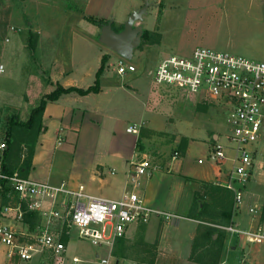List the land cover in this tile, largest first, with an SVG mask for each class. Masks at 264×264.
<instances>
[{"label":"rangeland","instance_id":"374dc122","mask_svg":"<svg viewBox=\"0 0 264 264\" xmlns=\"http://www.w3.org/2000/svg\"><path fill=\"white\" fill-rule=\"evenodd\" d=\"M32 1L0 0V65L3 64L4 68L0 70V138L8 142L7 127L10 117L17 115L21 121H27L30 115L28 110L31 111V107L39 103L36 101L45 86L41 80L44 76L42 78L40 73V60L42 63L46 61L49 65L52 62L68 65L71 60L79 81L93 85L98 78L97 72L102 56L106 54L109 58L99 77L100 85L106 78L107 81L123 86L130 94L140 99L147 110L139 112L138 102L131 97L125 99L127 102L122 103V108L126 111L131 108L133 111L138 109V113L133 115L132 111L133 116H129L128 112L123 113L116 132H106L104 138L100 132L92 130L81 131L79 137L71 132L67 136L62 131L57 132V139L62 141L67 151H73L74 146L77 149L74 150V155L67 153L66 162L60 173L68 175L72 181H77L76 178L80 174L79 179L83 183L85 174L94 162L92 155L98 152L97 142L104 141L106 145L111 146L114 142L116 144L128 138L129 134L125 131L126 123L133 121L131 119L134 117L139 118L142 114L147 120L141 123L137 141L138 151L146 152L152 162L160 168H166L172 153L179 149L180 143H176L175 140L179 139L180 142L184 139L189 140L184 135L196 137L187 153L186 164L195 171L194 175L199 179L215 178L219 166L210 163L205 139L207 138L212 145L213 135L218 132L219 140L228 143L226 135L229 133L230 125L226 120L225 107L215 102L203 101L202 97L189 94L178 86L158 85L148 72L163 57L170 54L188 56L199 46L264 60V6L261 0H150L153 4L135 24L142 25L144 29L148 28L152 34L149 38L142 37L140 44L134 49V56L130 61L135 64L137 71L123 77L115 70V64L119 59L118 53L113 52L99 40L102 25L93 23L87 16H93L96 20L113 18L115 27L119 28L128 17L126 12L128 5L131 4L133 10L141 7L144 0H91L88 6H84L86 0H34L39 2L38 4ZM102 9L111 11L110 18L99 17ZM81 16H84L86 21H83ZM12 26L14 30L11 29ZM35 27H40L45 32H56L58 35L50 37L48 42L53 41V45L47 46L44 42V47L42 44L39 46ZM72 29L78 31L84 29L90 35L92 43L78 42L71 34ZM46 37L45 40H48ZM34 40L36 45L32 48ZM84 68L86 71L82 72ZM120 92L124 94V91ZM25 133L22 127H17L10 138L12 147L9 162L13 167L18 166L20 160L27 155L31 143L28 139L35 138L36 146L41 140L42 132L37 137L26 136ZM258 146L259 152L254 154V159L257 162H264V133ZM198 156L205 162L198 163ZM229 166L225 161L220 168L224 170ZM260 170L262 169L259 167L254 169V179H259L257 172ZM206 171H209L207 175ZM262 184L259 186L260 191H264V183ZM200 190L198 195L193 196L194 198L198 196L197 204L209 203V206L216 207L217 210L227 195L226 189L215 183L201 185ZM244 190L246 192V187ZM103 191L114 198L117 197L119 189L108 185ZM3 194H0V215L14 212L4 209L3 206L14 207L18 200L10 185L5 188ZM5 199L8 200L5 202ZM184 213L187 214L186 217H179L181 227L186 232L196 225L197 237L203 223L197 225L196 221L187 218L190 212ZM201 219L214 221L209 216H201ZM218 220L220 222L217 223L228 224L232 217L231 214L224 213ZM217 229L230 234L221 228ZM71 234V240H79L77 227H72ZM118 239L114 240L110 248L116 245ZM84 242V245L88 247L89 244L91 249L103 246H96L86 239ZM233 243L234 241L231 244ZM1 246L6 251V245L1 243ZM195 246L197 247V244ZM35 256L37 254L30 260Z\"/></svg>","mask_w":264,"mask_h":264},{"label":"crops","instance_id":"0c3cea01","mask_svg":"<svg viewBox=\"0 0 264 264\" xmlns=\"http://www.w3.org/2000/svg\"><path fill=\"white\" fill-rule=\"evenodd\" d=\"M90 1L91 0H86L84 6H88ZM32 2L37 3L34 0ZM126 10L127 15H129L132 11L131 4L130 6L128 5V9ZM170 10L173 11V9ZM85 13L86 12L83 13L84 16ZM111 14L110 10L102 9L99 17L110 18ZM84 16H81V19L86 21ZM35 28L34 31L37 32L39 37L37 41L39 46L42 44V47H44V42L47 43V46L53 45V41H50V43L48 42L50 37L58 35L56 32H45L44 29L40 27ZM71 34H73L78 42L92 43L90 35L84 29L81 31L72 29ZM45 36H47L46 39L48 40H45ZM39 66H41L40 73L42 78L44 76V79L41 80L45 86L36 102H39L44 94L52 92L58 83L64 87L76 86L86 88L92 85V83L83 84L79 81L74 71V64L71 60L68 65H64L63 63L58 64V62H52V64L49 65L46 61L42 63L40 60ZM85 71V68L82 69V72ZM107 80L108 79L104 78L99 92H89L82 95L73 91L63 94L56 101H49L47 103L42 117L44 129L41 133V140L35 148L32 168L28 175L38 180L48 181L54 185L65 182L70 188H77L80 185H84L86 192L89 194L107 198L111 197L105 194L103 190L104 187L108 185L119 189L117 197L114 198L120 197L126 190H134L144 198L148 205L176 214L180 217H186L187 214L184 212H190L193 203L192 198L194 199L193 196L196 192H201V185L206 183H208V185H211V183L217 185L218 181H227L230 172L229 168L232 167V161L226 160L230 166L222 170L220 165L225 162L217 164L211 160V164L219 166V172L215 173V178L199 179L195 177V171H192V169L187 166L186 163H188V161H186V159L190 147H192L197 138L184 135L189 140H187V145L181 158L171 165L168 161L166 168H160L150 176L142 175L136 182H132L129 177V161L147 155L146 152L137 150L139 133L129 132L127 128L134 124L139 126L143 121L147 120L142 114L139 115V118L134 117L131 119L133 121H128L126 123L125 131L129 134L128 138L116 144H114V142L111 146L109 144L106 145L104 141L97 142L96 147L98 148V152H94L92 155V161L94 162L93 165H90V170L85 174L83 183L79 179L80 174H78L76 178L77 181L79 180V182H77L69 179L68 175L60 173L66 162L67 153L69 155H74L77 149L76 146H74L73 151H67L65 146L63 147L62 141L57 139V132L62 131L66 136L71 132L74 136L79 137L81 131L92 130L100 132L101 136L104 138L106 132H116L115 130L117 129L123 113L128 112L130 114L129 116H133L138 113V109L139 112L140 110L142 112L147 110L141 100L134 97L132 93L131 95L128 89L113 81ZM120 91H124V94H121ZM129 97L138 102L137 110L133 111L131 108L126 111L122 108V103L127 102L125 99H129ZM37 104L38 103H36V105ZM29 111L30 110H28V113L30 114ZM132 111L133 115H131ZM215 135L217 136L216 138ZM219 137L220 135L218 132L214 133V141L219 139ZM205 140L208 148L207 154H209L211 142L209 143L207 138ZM175 141L176 143H180L179 139ZM200 158L202 157L198 156L197 162L201 164L204 163L205 160L199 162ZM55 160L58 165L57 167ZM261 162L263 163L261 166L262 170L257 172L259 179H254V175H252L253 177L246 183L244 209L237 215H234L232 212V191L221 186L226 189L227 195L220 207L217 206L218 210H220L218 219H220L224 213L231 214L232 221L239 222L244 226H249L250 218L247 213L248 206L255 203L264 204V191H260L259 187L264 183V162ZM71 165L74 168L73 163ZM208 173L209 171L205 172L206 175ZM7 186H9V184L4 187L0 186L1 195ZM17 197L18 200L14 207L7 205L3 206L4 209L13 210L14 212H5L7 214L0 215V222L13 226L18 232L19 241L23 243L32 242L36 235L42 230L45 220L38 212L40 220L34 229H30L29 226L22 221V216L19 217L18 207L20 206V198L18 194ZM6 200L8 199H5V202ZM187 218L196 221L197 225L204 223V221H200L196 218ZM218 219H211L214 221L207 220L209 223L205 222V224L212 226L211 223L220 222ZM179 221L180 219L175 217L165 219L159 216H152L148 222L130 224L127 232L117 240L116 245L112 248L104 244L98 247L99 249H91L89 244H87L88 247L84 245L85 239L83 240L79 236V232L77 234L79 240H71L73 226L69 227L61 220H55L50 226L51 230L57 232L60 240L66 245L64 260L61 263L55 261L49 250L38 253L37 256L29 261L20 262L18 258L11 261L7 256L8 248L4 251L5 249H2V242L0 241V264H71L74 256L81 259L77 264H96L99 257L108 254L112 255V260L116 264H219L223 261H226L228 264H264V243H250L242 246L237 236L226 234L218 230V232L214 234V238H217L219 234L220 240L218 243H207L205 240L199 239L197 240V247H194L197 234L196 225L185 232ZM232 241H234L233 244H231ZM221 245V250L217 251L218 247Z\"/></svg>","mask_w":264,"mask_h":264},{"label":"built area","instance_id":"2783aa9c","mask_svg":"<svg viewBox=\"0 0 264 264\" xmlns=\"http://www.w3.org/2000/svg\"><path fill=\"white\" fill-rule=\"evenodd\" d=\"M264 6V0H262ZM12 30L15 28L12 26ZM9 40V39H7ZM3 64L0 65L2 71ZM116 73L126 76L137 71L132 61L119 55L115 64ZM149 75L158 85L178 86L189 94L202 97L203 101L221 104L226 109V120L230 125L226 135L228 143L219 139L213 141L210 159L217 164L232 161L229 178L217 184L233 193L234 215L244 209L246 183L256 167L262 162L254 159L259 152V140L264 133V60L253 59L230 51L212 47H196L191 55L170 54L163 57L149 70ZM141 125H130L127 131L138 134ZM7 141L0 138V180L6 181L19 195V217L22 216L21 203L38 211L45 220L42 230L32 242L23 243L18 239L17 230L0 222V241L7 248V256L12 261L30 260L45 250L51 251L57 263L64 260L66 245L57 232L51 230L55 220H61L69 227L78 228L79 236L99 246L111 247L114 240L124 236L132 223H145L152 216L165 219L180 216L148 205L144 198L134 190H126L118 198H107L89 194L84 185L70 188L65 182L53 185L48 181L22 176L18 171L8 174L3 168ZM176 149L170 156V165L181 158ZM199 162H203L202 158ZM169 165V168H170ZM129 177L136 182L142 175L150 176L160 169L148 156L129 161ZM249 226L236 221L228 224L211 223L212 226L226 230L237 236L244 246L250 243H264V204L248 206ZM81 259L72 258L71 264ZM96 264H116L112 255L101 256ZM219 264H228L223 261Z\"/></svg>","mask_w":264,"mask_h":264},{"label":"trees","instance_id":"16d2710c","mask_svg":"<svg viewBox=\"0 0 264 264\" xmlns=\"http://www.w3.org/2000/svg\"><path fill=\"white\" fill-rule=\"evenodd\" d=\"M88 19L90 21H92L93 23L96 24H105L108 22V20L105 19H100V20H96V18H94L93 16H87ZM114 28L119 31L123 29V24L121 25V27L117 28L115 27V22L113 23ZM152 34V32L148 29H144L143 38H149L150 35ZM34 35V34H33ZM160 35V33H158V36ZM36 36V35H34ZM36 45V41L34 40L31 44V47L33 48ZM108 55L104 54L102 56L101 59V64L99 67V70L97 72V79L96 82L89 86L88 88H81V87H76V86H69V87H64L61 84H57L56 88L47 94H44L41 99L39 100V103L34 106L33 108H31L30 111V115L27 121H21L19 119V116H14V117H10L8 120V127H7V137H8V143H10V145L7 146V148L5 149L4 152V161H3V168L5 170V172H7L8 174H12L15 171H18L22 176H27L32 168V159H33V155L35 152V148H36V139H28V141H31V143L28 146V150H27V155L20 160V164L18 166H11L10 162H9V158L11 155V136L13 134V131L17 128V127H22L26 133V136H34L37 137V135L43 131L44 129V125H43V121H42V117H43V113L44 110L46 108V105L49 101H56L57 99H59L63 94L66 93H71L73 91L79 93V94H87L89 92H99L100 91V82H99V77L100 75H102L104 69H105V64L108 60ZM28 137V138H30ZM27 139V138H26ZM214 141V139H213ZM213 143V142H212ZM187 145V139L182 140V142H180L179 144V150L181 151V153L184 152L185 147ZM8 185V183L4 180H0V186L4 187ZM199 192H196L195 195H198ZM197 197L195 196L193 203H192V207L190 210V215L189 217L192 218H196L199 220H203L201 219V216H209L211 219H215L220 215V210H217L215 208H212L211 206H209V203L207 204H197ZM21 209H22V221L27 224L29 226L30 229H34L35 226L38 224L39 220H40V216L38 214V211H34V210H30L27 208V204L25 201H22L21 203ZM215 209V210H214ZM197 210V212H196ZM204 212V213H203ZM205 212H208V214H205ZM203 221H207V220H203ZM218 232L217 227L215 226H211L208 224L203 223L200 227V232L198 234V236L195 239L194 242V247L195 244H197V238H200L202 240H205L207 243H218L220 240L219 234L217 238H214V234H216ZM199 240V239H198ZM221 246L218 247L217 251L221 250Z\"/></svg>","mask_w":264,"mask_h":264},{"label":"water","instance_id":"95a60500","mask_svg":"<svg viewBox=\"0 0 264 264\" xmlns=\"http://www.w3.org/2000/svg\"><path fill=\"white\" fill-rule=\"evenodd\" d=\"M152 4L150 0H144V4L141 7L133 9L123 23L122 30L117 31L114 28L113 18L102 24L99 36L100 42L113 52L118 53V55L131 60L134 56V49L140 44L144 32L143 26L135 23L143 18V15Z\"/></svg>","mask_w":264,"mask_h":264}]
</instances>
